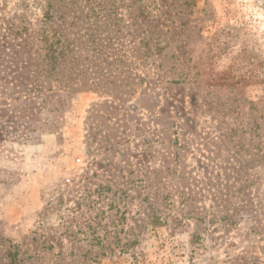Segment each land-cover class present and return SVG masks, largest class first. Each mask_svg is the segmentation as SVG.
<instances>
[{
    "label": "rangeland",
    "instance_id": "1",
    "mask_svg": "<svg viewBox=\"0 0 264 264\" xmlns=\"http://www.w3.org/2000/svg\"><path fill=\"white\" fill-rule=\"evenodd\" d=\"M0 264H264V0H0Z\"/></svg>",
    "mask_w": 264,
    "mask_h": 264
}]
</instances>
